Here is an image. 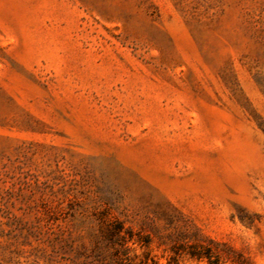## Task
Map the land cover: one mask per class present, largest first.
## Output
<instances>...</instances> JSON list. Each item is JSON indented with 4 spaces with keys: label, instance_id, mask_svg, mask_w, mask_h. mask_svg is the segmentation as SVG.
I'll return each instance as SVG.
<instances>
[{
    "label": "rangeland",
    "instance_id": "rangeland-1",
    "mask_svg": "<svg viewBox=\"0 0 264 264\" xmlns=\"http://www.w3.org/2000/svg\"><path fill=\"white\" fill-rule=\"evenodd\" d=\"M106 219L132 264H264V0H0V264Z\"/></svg>",
    "mask_w": 264,
    "mask_h": 264
},
{
    "label": "trees",
    "instance_id": "trees-1",
    "mask_svg": "<svg viewBox=\"0 0 264 264\" xmlns=\"http://www.w3.org/2000/svg\"><path fill=\"white\" fill-rule=\"evenodd\" d=\"M101 236L103 246L105 247V251H102V246L99 244L94 249L95 253L98 254L96 258L90 260L88 264H132L131 257L129 256L130 241H145L149 240L144 238L142 235H138L135 237V233L131 227L125 226V222L120 219H106L101 227ZM183 239L188 238V236H183ZM175 239V243L179 242L181 239ZM181 239V240H183ZM208 241L206 244L201 240H195L191 242L190 239L184 241L183 243H178L179 245H172V249L176 254H179V251L182 249L189 248L187 252L192 256L202 257L205 256L209 258L210 264H215L219 261L220 254H217V259H212L213 251L211 248V243H216L212 238H206ZM188 244V246H186ZM105 253L103 256L102 254ZM174 260V258H173ZM139 264H158V262L154 258H149L145 256L143 260L140 261Z\"/></svg>",
    "mask_w": 264,
    "mask_h": 264
}]
</instances>
